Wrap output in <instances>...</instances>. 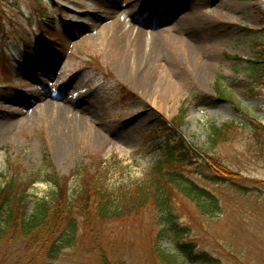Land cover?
Here are the masks:
<instances>
[{"label": "rangeland", "instance_id": "obj_1", "mask_svg": "<svg viewBox=\"0 0 264 264\" xmlns=\"http://www.w3.org/2000/svg\"><path fill=\"white\" fill-rule=\"evenodd\" d=\"M222 4L239 7L232 21ZM153 41L164 52L149 53ZM190 50L213 63L200 88L182 61ZM169 77L177 92H165ZM170 122L205 158L181 169L216 197L211 206L171 188L198 251L264 264V0H0V190L18 185L13 220L44 200L62 230L70 216L78 225L74 245L50 258L11 222L0 264H101L99 248L109 264H161L155 202L135 190L150 182Z\"/></svg>", "mask_w": 264, "mask_h": 264}, {"label": "trees", "instance_id": "obj_2", "mask_svg": "<svg viewBox=\"0 0 264 264\" xmlns=\"http://www.w3.org/2000/svg\"><path fill=\"white\" fill-rule=\"evenodd\" d=\"M47 18L54 20L50 17ZM51 24L52 26L50 25L48 28L54 30L55 24ZM55 44L60 46L58 42H55ZM250 67H253V75L247 74L253 80L259 79L263 69L258 64H253ZM176 125L170 122L167 124V129H163L165 140L159 149V158L150 175L152 188L150 189L149 182L135 190V195L139 197L140 204L147 203L150 198H153L158 212L160 229L153 242L154 256L161 264H220L209 253L198 251L196 242L191 239L190 227L181 223L175 211L171 188H177L183 195L198 203L205 201V199L211 206L216 203V197L210 191L200 187L181 169L188 162L190 164L196 160L202 162L205 158H202L198 151L190 147L186 139L179 133ZM209 160L213 161L211 158ZM203 164L211 169L208 161H203ZM214 164L226 171L220 163ZM55 179L54 186L59 188L62 181L57 175H55ZM17 186V183L11 181L0 190V198H2L0 201V239L4 238L11 222L14 225L17 223L20 225L21 232L25 236H33L40 248L50 247L48 252L50 258H57L65 246L71 247L74 245V238L78 232L76 220L70 216L68 225L62 230V226L60 227L56 218V212H51L50 203L44 200L39 201L29 218L28 211L24 210L25 205L21 207L22 211L19 218L16 219L15 217L13 220L11 202ZM169 186L171 187L169 188ZM20 189L22 195H24V186H21ZM73 197L69 198L70 205L68 208L70 210ZM22 199L25 200V197L22 196ZM128 204L130 207L134 206L132 202ZM116 212L119 213L120 210ZM99 251L101 253V264L111 263L106 255L107 252L103 248H99Z\"/></svg>", "mask_w": 264, "mask_h": 264}, {"label": "bare ground", "instance_id": "obj_3", "mask_svg": "<svg viewBox=\"0 0 264 264\" xmlns=\"http://www.w3.org/2000/svg\"><path fill=\"white\" fill-rule=\"evenodd\" d=\"M158 3V2H157ZM167 3V2H166ZM165 3V4H166ZM145 6H144V8L142 9V10H147L148 8H150L151 7V4H149V5H147V3H145L144 4ZM219 7L224 11L225 9H228V11H229V14H227V17H226V20H229V21H232L233 19H234V15H235V12L239 9V7H237L236 5H228V6H225L224 4H222V5H219ZM138 11H139V9H138ZM138 13V12H137ZM137 13H135V15L137 14ZM134 15V16H135ZM115 19H116V24L118 25V28H119V30L120 31H122L124 34H127L128 35V37L130 38V39H132V40H134V42L133 41H131V42H133V44H135L136 45V47L137 48H139L141 51H142V49H143V47H144V45H147L148 46V44H146L147 43V36L146 37H144V36H142V34L141 33H139L138 31H136L134 28H132L131 26L130 27H128L127 26V24L126 23H124L123 22V24H124V26L122 25H120V20H118L117 21V15L115 14ZM135 18V17H134ZM186 24V25H185ZM191 23H189V20H187L186 21V18H184V19H181L180 21H179V23H178V27H181V26H183V25H185L186 27L188 26V25H190ZM121 27V28H120ZM150 43V42H149ZM151 44V43H150ZM148 50H151V51H149V53H151V54H158V53H160V52H164L163 50H161L160 49V47H159V45L156 43V42H154L153 41V43L151 44V46L149 47V49ZM212 50L214 51V52H217L218 50H220L219 49V47L218 46H215V47H212ZM148 56H150L151 57V55H148ZM194 56V54H193V52L190 50V52H186L185 54H183L182 55V61L183 62H186V64L184 63V65H186V67L188 68V70H189V73H190V76L192 75V77H191V83L194 85V86H196V87H202V85L204 84V83H206V81H205V78H206V69L208 68V64H213V63H211V61H206V63H202V62H198V61H196L195 60V58L193 57ZM169 60V62H171L170 61V59H168ZM170 64V63H169ZM170 78V77H169ZM168 78V81H169V83H167V84H165V92H168V93H173V92H177L180 88H179V86H178V84L175 82V80L173 81L171 78L169 79ZM186 80V78H181V83H185V82H187V81H185ZM180 83V84H181ZM65 112V111H64ZM91 112L94 114V115H96L97 113H96V111L95 112H93L92 110H91ZM59 126V125H58ZM59 135H57V137H58Z\"/></svg>", "mask_w": 264, "mask_h": 264}]
</instances>
